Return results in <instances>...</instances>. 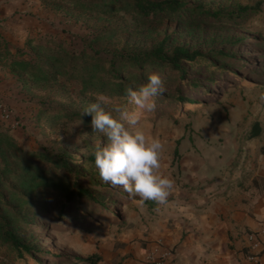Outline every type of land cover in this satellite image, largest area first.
<instances>
[{"label":"rangeland","instance_id":"374dc122","mask_svg":"<svg viewBox=\"0 0 264 264\" xmlns=\"http://www.w3.org/2000/svg\"><path fill=\"white\" fill-rule=\"evenodd\" d=\"M184 2L202 5L212 14L235 13L242 7L255 4L260 7L256 14L228 23L212 17L192 18L189 12H183L181 18L176 15L149 20L117 5L104 12L105 8L98 7L99 0H0V33L6 34L13 42V53H21L26 59L37 55L47 59L50 55L58 57L65 52L74 58L80 55L76 62L82 63L83 68L76 77L82 74V79L88 80V69L92 67L98 79L107 81L109 87L112 84L109 65L112 54L144 52L166 38L170 46H185L203 54L224 49L237 55L241 68H236L237 63L215 62L224 67L225 74L220 78L214 74L220 72L219 67H211L209 63L197 65L194 71L187 68L185 77L180 79V75L172 70L148 67L143 76L117 61L116 68L123 71L122 76L127 77L134 87L146 84L152 73L160 74L165 82L166 90L156 98L155 110L144 113L141 119L146 133L163 143L164 159L170 156L171 147L183 140L191 144L203 141L201 134L208 127L206 119L210 112L212 109L221 111L223 103L227 104L235 93L233 88L222 84L223 79L231 75L236 82L246 80L264 84V20L261 19L264 0ZM10 74L16 82L17 95L21 97H12L11 103L0 97V109H5L8 115L6 118L0 111V135L7 136L19 149L16 152L19 158L12 155L13 159H8L11 163L5 168L0 156L1 190L4 202L9 204L5 206L13 207L10 217L21 226L23 239L34 256H27L26 261L20 263L7 246L0 243V264H61V260L82 257L89 252L91 243L87 235L93 239L96 231H100V225L116 222L117 213H122L121 203L129 195L120 187L113 188L104 183L98 169H91L92 164L84 160L97 146H104L106 141L102 134L94 132L91 122L82 123L63 114L65 110L82 114L95 102V94L82 93L77 97L73 84L80 80L76 78L68 80L66 77L31 86L30 82L18 81L11 71ZM217 79L219 81H215ZM113 99L117 103H127L126 97ZM112 115L115 117V113ZM44 150L68 152L76 160L73 172L68 174L50 167L38 155ZM29 163L41 166L46 175L49 173V179L54 178L53 181L60 178V183H63V174L69 177L79 173V182L85 183L96 173L99 185H103L97 194L98 202L101 209L107 208L108 211L104 210L102 215L98 213V218L93 217L96 214L91 211L92 204L66 203L62 192L50 186L53 183L49 184V181V186H41L34 192V201H27L22 195L21 180L28 175ZM24 167L28 169L25 171ZM13 195L18 196V200H14ZM113 196L119 199L112 200ZM116 202L118 204L114 205ZM0 209L6 211L3 204ZM95 219L101 224L94 223Z\"/></svg>","mask_w":264,"mask_h":264},{"label":"crops","instance_id":"0c3cea01","mask_svg":"<svg viewBox=\"0 0 264 264\" xmlns=\"http://www.w3.org/2000/svg\"><path fill=\"white\" fill-rule=\"evenodd\" d=\"M5 35L0 33V97L11 103L21 95L8 70L5 51H14ZM228 82L235 93L222 112L212 109L203 141L183 140L163 159L162 175L175 182L167 203L126 198L116 222L100 225L93 239L87 235L89 252L61 264H81L75 258L94 254L96 264H149L145 255L159 239L174 250L167 264H254L245 257L248 234L264 241V84Z\"/></svg>","mask_w":264,"mask_h":264},{"label":"trees","instance_id":"16d2710c","mask_svg":"<svg viewBox=\"0 0 264 264\" xmlns=\"http://www.w3.org/2000/svg\"><path fill=\"white\" fill-rule=\"evenodd\" d=\"M99 1L100 4L98 7L102 6L105 8L106 10L101 9L105 10L104 12L117 5L121 6L125 10L132 11L141 18L149 20L172 17L176 15L181 18L183 12H189V16L192 18L199 16V18L202 20L203 16L212 17L214 19H224L228 23L240 20L241 18H246V16L250 14H256L260 7L259 4H255L252 7H242L235 13L226 14L217 12L212 14L206 9V7L202 5H189L188 3H185L184 0ZM5 55L9 56V70L18 79V81L22 83L30 82V85L33 86L50 83L52 81L63 80L66 77H68V80H74V78L80 80L79 82H75L73 84L75 86L74 90L76 91L77 97H80L82 93L92 95L96 93H103L111 98H123L126 97L127 88L131 87L133 90H137L139 87L132 86L131 81L127 77L122 76L123 71L116 68L115 64L118 60L120 63H122V65H128L131 70H134L143 76L146 69L156 68L160 70H172L173 72H176L180 75V79L185 77L187 68H190L189 71H194L193 68L197 67V65H202L203 63H209L211 67H219L218 69H220V72L213 71L214 74H218L217 78H220L225 74L223 71L224 67L216 65L215 62L217 61L224 64L237 63L236 68H241L238 67L241 61L236 59L237 55H232L229 52L224 51V49L210 51L203 54L198 50L191 51L185 46H170L168 44V38H166L150 50L144 52L135 53L133 55L125 52L116 55L112 54L110 57L111 59L109 60L110 71L112 73V84L110 83L111 87H109L107 81L103 82L102 79H98V76L92 67L88 69V80L82 79V74L76 77L80 72H82L83 68L82 63L80 64V62H76V60L80 58V55L78 58H74L72 55L69 56L68 52H65V54H60L58 57L50 55L49 58L46 57L47 59H44L42 56L38 55L26 59V56L24 57V55L21 53L10 54V52L7 50L5 51ZM94 68H98V66L94 65ZM26 77L28 79H26ZM97 79L99 81H97ZM225 79L228 81L235 80L231 75ZM225 79L222 80V84L228 87L230 83ZM215 81H219V79ZM217 84H219V82ZM80 102H82V97ZM63 114L67 115L68 118L79 120L82 123H90L92 120L91 115H81L74 111L72 112L65 110L63 111ZM17 151H19V149H17V147L11 143L7 136L0 135V156L5 164V168L9 163H11L8 159H13V156H17V159L19 158V155L16 154ZM94 151L84 159L86 162L92 164L91 169L96 168L94 164ZM38 155L40 159L48 162L50 167L59 169L61 172L71 174V172L74 170L76 160H74L71 155L64 150L58 153L44 150L43 153H39ZM29 165V169L28 167H24L23 169L25 171L28 169V171H26L28 175L24 176V179L21 180L22 195L25 196L27 201H34L33 195H36L34 192H36L41 186H49V184L52 182L53 184H50V186L57 188L62 192L66 203H84V205L87 203L92 204L91 211L96 214L93 217L98 218V213L99 215H102V213L108 211L107 208L101 209V203L98 202L97 194H100V190L103 188V185H99L96 173L90 175L85 183L79 182V173H74V175H69V177L63 174L65 178L62 177L61 182L63 183H60V178H57L58 181H53L52 179L54 178L49 179V173L46 175L41 166H37L33 163H29ZM1 174L2 172L0 171V175ZM28 176L30 177L28 178ZM48 181L49 184H47ZM2 187L3 179L0 178V205L3 204V208L6 209V211H2L0 209V243L7 246V248L14 254L16 259L22 263L23 261H26L25 257L27 256L33 258L34 253H32V249L23 239V233L20 231L22 229L21 226L15 224L10 217V215L13 213V207L5 206L9 204L4 202L1 190ZM13 197L14 200H18V196L13 195ZM111 199L114 200L119 198L113 196ZM116 204L118 203H114V205ZM14 210L16 209L14 208ZM75 259L81 264H96V262L100 260V257L94 254L85 259Z\"/></svg>","mask_w":264,"mask_h":264},{"label":"clouds","instance_id":"9594fccd","mask_svg":"<svg viewBox=\"0 0 264 264\" xmlns=\"http://www.w3.org/2000/svg\"><path fill=\"white\" fill-rule=\"evenodd\" d=\"M165 90L161 75L152 73L137 90L126 89V104L96 93L95 102L81 114L91 115L94 132L102 134L106 141L94 151L100 179L113 188H122L131 198L139 197L141 203L151 200L166 204L175 190V182L161 172L163 143L148 135L141 123L142 115L155 110L156 98Z\"/></svg>","mask_w":264,"mask_h":264},{"label":"built area","instance_id":"2783aa9c","mask_svg":"<svg viewBox=\"0 0 264 264\" xmlns=\"http://www.w3.org/2000/svg\"><path fill=\"white\" fill-rule=\"evenodd\" d=\"M0 111L4 114V117H8L5 109H0ZM260 232L264 233V221L262 222V230ZM247 241L249 243V252L245 257L246 260L254 264H259L260 251L264 248V241H261L255 233L248 234ZM173 258L174 250L167 247L162 239L157 240L152 249L145 255V261L149 264H167Z\"/></svg>","mask_w":264,"mask_h":264}]
</instances>
